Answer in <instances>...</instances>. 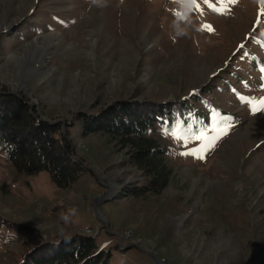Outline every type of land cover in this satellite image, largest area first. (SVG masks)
<instances>
[{"label":"rangeland","instance_id":"rangeland-1","mask_svg":"<svg viewBox=\"0 0 264 264\" xmlns=\"http://www.w3.org/2000/svg\"><path fill=\"white\" fill-rule=\"evenodd\" d=\"M260 6L238 0L219 15L201 4V15L189 0H0V92L60 121L87 169L62 190L47 172L21 174L0 153V264L77 234L111 252L112 264H264V112L241 100L264 97ZM202 93L203 116L180 122L195 130L215 114L227 135L199 160L179 155L182 142L160 127L170 183L126 196L146 178L110 136H84L78 113ZM110 187L113 200L98 205L103 223L94 207Z\"/></svg>","mask_w":264,"mask_h":264},{"label":"trees","instance_id":"trees-1","mask_svg":"<svg viewBox=\"0 0 264 264\" xmlns=\"http://www.w3.org/2000/svg\"><path fill=\"white\" fill-rule=\"evenodd\" d=\"M206 93L168 102L117 100L97 113H78V119L84 136L106 134L118 148L127 151L128 164L139 170L147 182L125 193L141 197L162 192L172 177L166 159L168 151L156 138L159 128L167 122L171 127L194 113L202 117L198 108L204 106ZM185 122L190 123L191 118ZM0 153L21 174L47 172L62 190L70 189L87 172L82 161L75 159L61 122L40 119L16 94L0 92ZM39 251L44 252L38 254ZM111 256V252L99 248L93 237L77 234L42 244L27 253L20 264H112Z\"/></svg>","mask_w":264,"mask_h":264},{"label":"snow or ice","instance_id":"snow-or-ice-1","mask_svg":"<svg viewBox=\"0 0 264 264\" xmlns=\"http://www.w3.org/2000/svg\"><path fill=\"white\" fill-rule=\"evenodd\" d=\"M179 3H185L186 0H176ZM191 7L203 15V7L201 4L207 6L210 11H213L219 15L228 14L231 6L238 2V0H189ZM260 10L257 14V26L260 23V17L264 16V0H259ZM180 15L179 13H175ZM202 30L209 32L214 31L211 25H203ZM243 47V45H241ZM264 72V69H261ZM241 100L250 105L251 111L255 114L257 111L264 112V97L258 100L247 99L241 97ZM165 135H170L174 140L182 142L183 147L186 149L179 153V155L188 157L191 156L195 159L203 160L208 152L213 150L220 139L228 133V126L221 127L217 123V117L214 114L212 117V123L199 128L193 129L192 125L185 126L182 122L177 121L172 124L171 127L164 125ZM199 142L195 148H188L189 144Z\"/></svg>","mask_w":264,"mask_h":264},{"label":"water","instance_id":"water-1","mask_svg":"<svg viewBox=\"0 0 264 264\" xmlns=\"http://www.w3.org/2000/svg\"><path fill=\"white\" fill-rule=\"evenodd\" d=\"M50 122H60V121H50ZM75 159H76V157H75ZM112 192H113L112 187H110V188H109V192H108L104 197H102V198H100L99 200H97V204H96L95 207H94V210H95V212H96L97 217H98L99 220H100L101 222H103V223H106V219H105V217H104V216L98 211V205H99L100 203L106 202V201H108V200H113Z\"/></svg>","mask_w":264,"mask_h":264}]
</instances>
